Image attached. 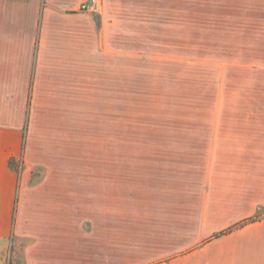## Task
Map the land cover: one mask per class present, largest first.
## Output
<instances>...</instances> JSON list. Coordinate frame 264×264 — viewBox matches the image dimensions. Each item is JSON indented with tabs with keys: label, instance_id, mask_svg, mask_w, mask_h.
I'll use <instances>...</instances> for the list:
<instances>
[{
	"label": "crops",
	"instance_id": "crops-1",
	"mask_svg": "<svg viewBox=\"0 0 264 264\" xmlns=\"http://www.w3.org/2000/svg\"><path fill=\"white\" fill-rule=\"evenodd\" d=\"M88 2L0 0L2 211L18 188L38 214L24 264H264V77L233 124L230 171L210 187L137 184L135 204L113 206L111 146L79 169L80 133L104 132L111 97L105 22L215 19L224 0H99L82 11ZM227 3L251 6L248 35L264 38V0ZM34 166L46 171L24 188Z\"/></svg>",
	"mask_w": 264,
	"mask_h": 264
},
{
	"label": "rangeland",
	"instance_id": "rangeland-1",
	"mask_svg": "<svg viewBox=\"0 0 264 264\" xmlns=\"http://www.w3.org/2000/svg\"><path fill=\"white\" fill-rule=\"evenodd\" d=\"M228 1L215 19L105 22L113 68L104 132L81 131L78 155L86 172L111 146L113 206L135 204L137 184L210 187L215 173L230 171L233 124L264 77V38L248 35L251 6ZM13 162L20 175L21 157ZM45 171L34 166L24 188ZM30 194L16 188L8 212L0 197V264H24L35 243L38 214L23 208Z\"/></svg>",
	"mask_w": 264,
	"mask_h": 264
},
{
	"label": "built area",
	"instance_id": "built-area-1",
	"mask_svg": "<svg viewBox=\"0 0 264 264\" xmlns=\"http://www.w3.org/2000/svg\"><path fill=\"white\" fill-rule=\"evenodd\" d=\"M98 3L99 0H89V2L87 4H83L80 9L82 11L96 12L98 8Z\"/></svg>",
	"mask_w": 264,
	"mask_h": 264
},
{
	"label": "trees",
	"instance_id": "trees-1",
	"mask_svg": "<svg viewBox=\"0 0 264 264\" xmlns=\"http://www.w3.org/2000/svg\"><path fill=\"white\" fill-rule=\"evenodd\" d=\"M14 159H11L10 161H9V166L10 167H12L13 168V164H14ZM250 221H253V220H249V221H247V222H250ZM247 222H245V223H247ZM242 225H244V223L243 224H239V225H237L236 227H240V226H242Z\"/></svg>",
	"mask_w": 264,
	"mask_h": 264
}]
</instances>
